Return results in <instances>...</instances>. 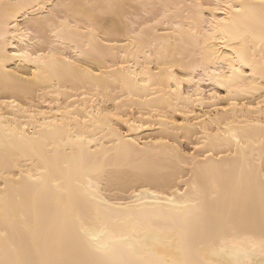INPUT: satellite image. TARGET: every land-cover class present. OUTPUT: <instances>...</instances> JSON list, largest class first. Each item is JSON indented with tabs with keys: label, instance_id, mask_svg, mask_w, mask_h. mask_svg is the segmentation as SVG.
<instances>
[{
	"label": "snow or ice",
	"instance_id": "1",
	"mask_svg": "<svg viewBox=\"0 0 264 264\" xmlns=\"http://www.w3.org/2000/svg\"><path fill=\"white\" fill-rule=\"evenodd\" d=\"M0 80V264H264V0H0Z\"/></svg>",
	"mask_w": 264,
	"mask_h": 264
},
{
	"label": "bare ground",
	"instance_id": "2",
	"mask_svg": "<svg viewBox=\"0 0 264 264\" xmlns=\"http://www.w3.org/2000/svg\"><path fill=\"white\" fill-rule=\"evenodd\" d=\"M156 2H159V0H156ZM9 67L13 70L16 71L18 70L20 72V77H21V81L23 80L24 77H30L31 73H32V67L29 66L26 62H21L19 60L17 61H10L9 62ZM64 85H61V90H63ZM202 87H209V85L207 84H202ZM34 85H30L27 83H23V82H17L15 85H10L7 86V91L9 93V98L11 97L12 93H15L17 96L20 97L21 100H23L24 96L27 95L30 99L35 97V95L41 91H44L45 89H41L39 87H35V89L33 90ZM6 90V86L3 83L2 80H0V98H4L3 93ZM116 88H113V91H115ZM185 91H187V88L185 86ZM260 97H257V99H259ZM55 101H53L54 103ZM113 106L115 105V101H109ZM14 124L17 123L16 121L13 122ZM20 128L23 129V122H20ZM125 131H127V128H124ZM28 131V135L31 136L32 134V130H31V126H29ZM161 128L159 127L158 124L156 125H152L150 127H146V128H137L134 131H132L130 133V137L132 139H136L140 144H144L146 141H150V140H156V139H161ZM19 135V133H18ZM163 138H166V136H164ZM181 139H183V137H181ZM114 143V142H113ZM3 136L2 133H0V157H2L3 155ZM148 153L147 152H143L138 150L136 153L133 154V157L131 159V161L129 162L130 164L133 165H142L148 162Z\"/></svg>",
	"mask_w": 264,
	"mask_h": 264
}]
</instances>
